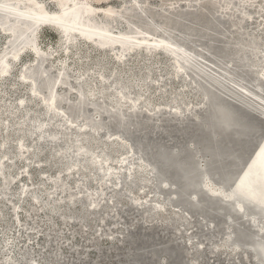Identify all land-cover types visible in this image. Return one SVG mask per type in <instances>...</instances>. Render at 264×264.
I'll return each instance as SVG.
<instances>
[{"label": "bare ground", "instance_id": "1", "mask_svg": "<svg viewBox=\"0 0 264 264\" xmlns=\"http://www.w3.org/2000/svg\"><path fill=\"white\" fill-rule=\"evenodd\" d=\"M95 1L97 4H94L91 0H0V10L11 12L14 14L13 16L27 20L25 21V27L30 24L27 29L23 30L20 28V25L24 22L21 19L19 22V19L15 20V18L7 17L6 24H3L0 19V28H7L5 31L8 30L10 34L6 37L8 42L11 39L8 49L11 52H15L13 54L7 51L0 52V93L5 91L4 86L13 76L12 70L15 63L10 62L8 56L12 55V58L19 57L20 54L16 49L20 44L33 45L30 47L34 49L33 52H36V54L44 52L39 49L40 47H37V43L25 42L29 29H32L30 32L34 30L38 32L42 27L51 28L59 36L60 41L63 40L64 42L65 40L67 43L73 39L78 42L82 36V38L88 39L90 42L82 39L80 41L97 49L101 54L100 58L92 59L82 49L78 48L76 51L71 50L77 59H73L75 61H73L72 65L67 64L65 61H60L59 65L55 66L52 63L53 59L46 65L44 60H40L39 55L34 56L31 52L27 53L31 54L34 66L24 67L20 77L25 81L32 82L27 84V87L33 93V96L37 97H31L28 100L25 98L19 99L20 102L17 107L13 106L12 103H3V99L0 98V131L2 130L0 146L4 152V155L0 158V195H10L11 187L15 182L14 179H16L9 174V170L14 168V163H10L7 166L4 162L10 154V141L13 136L18 137L17 148L20 151L17 156L22 157L27 153V151H23L26 147V138L36 133L38 144L30 146L33 149L30 156L37 158L43 154L45 148L42 146L46 140H49V142L54 144L49 155V161L63 164V168H66L67 171L76 170L73 173L81 177V182L77 183L76 188L82 185L84 188L89 189L86 185L91 180H96L93 173V170L96 169L97 171H105L106 173L103 177L106 178L107 182L114 183L118 187L117 192L112 197L114 206L121 204L122 197H129V193L132 194L135 188L148 189L147 184H151L153 188V190L151 189L152 194L155 196L161 194V189L165 192L167 190V195H163L159 201H155L157 204L155 207L148 206L146 203L137 205V208L143 211L144 219H148V215H150L149 219L152 218L156 221L163 222L168 220L167 226H192L193 221L186 214L184 215L182 212L177 211L175 214L165 212L167 211L165 210L167 206L175 205L179 206L181 211L190 209L199 216L200 219H197L199 223L207 227L214 237H217L216 232L218 230H221L219 234L224 233V238H221V241L213 243L215 246L211 247L212 253H216L214 251L222 248L225 251L223 250L221 253L226 254V256L231 252L239 255L243 254L246 257L250 256L254 260V264H261L252 248L259 242L258 229L262 230L264 228V221L257 228V225L252 223L251 218L253 217L249 218L241 213L238 215L230 213V208L226 205L225 200L214 198L201 189V186H207L212 193L222 192L224 195H228L234 185L242 184L243 180L251 173H254L255 178L263 182L264 185V136H262L264 125L259 122L260 120L257 121L252 117V114H257L264 122V108L251 103L250 100V102L239 101L241 104L239 107L223 97L215 89L217 87V90L221 91L218 88H223V85L211 74L200 72L199 67L191 59V55H189L190 49L187 47V45H191L189 44L191 42L190 37L197 36L201 39H206L205 29L216 30L215 28L218 25L211 18L210 12L217 8L234 10L236 6H233V0H177L178 5L181 1L185 3L183 8H190L188 13L187 11H181L178 7L162 8L166 9V14L151 10L153 12L147 14V18L151 23L138 20L136 17L139 12L137 10L147 13L146 7L143 8V5H149L147 0H133L131 5L128 4L129 0ZM113 1H121L119 8L109 6ZM237 1V4L241 5L244 10L247 9V7L243 6V0ZM49 2H51V6H55V10H50ZM133 4H137L140 8L132 6ZM126 5L131 6V8L122 10L126 8ZM243 9H237L242 14L240 18L249 22L251 15ZM88 13H91L92 20L86 18L89 15ZM236 13L237 11H234V14L230 15L235 17ZM185 20L192 22L194 25H191L192 23L187 24ZM8 23L19 24L20 40L14 41L15 35ZM126 23H130L129 26ZM146 23L150 26H156V29L154 28V31L147 29L148 25ZM53 24H57L66 31L71 29L80 35L71 34L69 36L66 32L52 28ZM227 24L230 27H237L234 30L233 37L224 34L229 37L230 43L234 42L233 44L236 46V58L234 57V60L239 64L237 68L241 72L252 68L261 69L258 72L259 76L256 78V86L259 91H263L264 55L262 54V57L260 54L264 50V42L261 37L255 35L256 33H248L249 31L245 30V25L236 19L230 18ZM131 25L134 26V29ZM31 26L33 28H30ZM117 28H121V30L116 32ZM175 31H178L181 35H174ZM216 32L220 33L219 31ZM95 37L100 39L107 38L110 42L99 44V40L94 39ZM123 40H126V45L122 44ZM67 43L66 50L69 49V51L71 46L76 45L75 43L68 46L70 44ZM25 47L24 49H26ZM143 49L145 52L142 51ZM203 50L215 56L223 53L227 54L226 50H223V52L218 51L215 45L211 43L203 47ZM69 51L63 56L69 58ZM109 52L116 53V60L118 61L115 68L110 66L107 57ZM128 53L136 61L143 58L142 54L145 57L141 64L137 65L134 63L127 68V62L130 60H124L129 57L126 55ZM161 54L171 57L174 61L169 67L175 69L173 73L170 72L169 68L165 67L166 65L164 66L165 63L163 64L159 60V55ZM21 60V58H18L16 63L18 64ZM49 69L57 70V72L53 70L57 75L55 78L46 76V71ZM190 69L197 75L203 76L202 74H204V76H207L206 82L208 84L194 79L195 77L189 79L192 82H183V79L186 80L183 77H190L188 73ZM238 69L234 72L236 75L230 73L232 78H229L232 82L236 78V80H243L237 75ZM38 75L42 76L43 79L41 83L38 82L36 84L35 76ZM156 75L161 76L162 79L156 80ZM170 75H173L174 81L181 83L183 90L180 92L174 90ZM260 77L262 80L259 79ZM72 78L75 79V86L71 85L73 82ZM154 82L161 83L156 92L153 90L155 94L152 91ZM193 82L197 84V87H192L195 89L194 91L189 89ZM57 87L61 88L63 92L57 90ZM72 89H75L77 94L75 102L71 104L65 98L64 93L70 92ZM43 90L48 94V98L43 96ZM38 96L44 97L43 100H40L42 104L44 103V105L41 104V111L34 104H31L33 102L35 104L38 103ZM186 98L187 100L192 98L197 101V105H201L203 110L202 114H199L192 106L191 101L188 102ZM155 99L164 101L165 103L162 105L165 108L171 107L170 109L175 111L169 113L179 120L180 123L177 125L179 128H177L181 131L184 139L188 138L189 142L186 145L185 143L176 144L173 149H170L159 141L149 140L148 136L152 132L151 128H149V123L141 119L143 112L150 119L158 122L161 121V117L164 114H167V110L159 109ZM57 102L60 104H57ZM63 103L67 104V111L59 107ZM87 105L94 108L93 115L87 113L85 109ZM125 110H130L131 112L127 114ZM59 112L67 113V118L59 119ZM148 112H151V114H148ZM196 113L203 117H198ZM4 115H8L11 120H3L2 117ZM187 117L197 118L195 125H187ZM17 118L19 120L14 121ZM104 118L108 121H105ZM78 120L80 123H78ZM56 122L62 123L58 129L55 128ZM72 126H76V128ZM155 126L154 129L156 130L160 124ZM114 130L116 133L109 140L102 139L103 132L106 134ZM162 130L167 135L172 132V129L168 127ZM219 134H222V136L220 137ZM26 142L28 141L26 140ZM254 145H256L255 151L247 162V156ZM119 154L127 155H124L126 157L119 161L123 166L126 163L130 166L132 165L131 167L127 165L125 183L121 181L122 173L117 172V175L110 170V168H114L109 161L114 162ZM135 156L141 160V162L138 160L140 164H136V168L133 165V161L137 160ZM245 161L247 162L246 164ZM105 165L106 167L109 166L108 169H106ZM89 167L93 169L88 172L83 171L84 169L88 170ZM80 171L84 174H80ZM69 177L63 178L58 173L57 177L55 176L51 180L53 189L57 192L62 190L60 191L61 193H69L68 187H66V181ZM60 183L61 186H56ZM83 189L78 191L79 195L83 194ZM103 192L101 188L96 191L97 198L90 205L91 208H93V205H97L96 208L99 207L98 204L104 199ZM32 193L33 198L37 202L44 191L35 190ZM20 194L23 196L29 195L26 191H21ZM70 198L74 200V203H68V206L64 209L58 208L57 204L47 198L44 199L45 202L41 204V207L48 209L51 213L60 212L64 218L82 222L86 221L88 216L101 212V210L97 212V210H94L96 208H93L92 212V209H81L79 213H75L72 210V205L76 203L81 205L82 198L75 200L74 194L70 195ZM83 198L90 200L87 195L83 196ZM21 200L23 201L22 196ZM38 206H40V202ZM119 213L120 211L117 210L116 214L119 215ZM2 214L1 211V218L3 219L4 216ZM231 215L236 218L235 221L231 220ZM221 217L224 218L223 221L220 220ZM237 220H242L243 222L240 224ZM192 237L194 238V236ZM192 237L190 236L189 240ZM142 246L144 247V245ZM198 252L201 253L200 250ZM162 253L167 256L168 248L162 249ZM181 256L183 257V255ZM26 257L27 253L25 252L22 258L19 261H15V263L21 264L20 261L25 260ZM161 264H165L164 259H161ZM180 264L191 263L181 262Z\"/></svg>", "mask_w": 264, "mask_h": 264}, {"label": "rangeland", "instance_id": "2", "mask_svg": "<svg viewBox=\"0 0 264 264\" xmlns=\"http://www.w3.org/2000/svg\"><path fill=\"white\" fill-rule=\"evenodd\" d=\"M91 1L94 4H97L95 0H91ZM132 1L133 0H129L128 4L131 5L133 3ZM147 1L149 5L148 4L143 5V8L146 7L145 9L147 10V13L142 12L141 10H137V12L138 11L139 12L137 13L136 16L138 20H144L147 23H151L150 20H148L147 18V14H151L153 12L151 10H156L165 14H166V9H170V7L171 8L178 7L180 8L181 11H187V13L190 10V8L188 7L183 8L185 3L181 1L179 2L178 5L177 0H147ZM237 2H238L237 0H233V4H234L233 6H236L234 10H227V9L224 10L223 8H219V9L217 8L216 10L210 12L211 18L215 21L218 27H216L215 28L216 30L214 31L210 29L208 30L205 29L204 34L207 36L206 39H201L200 37L197 36L190 37L191 42L189 44L191 45L189 46L187 45V47L190 49L189 55H191V59H193L196 66L199 67L200 72L203 71L207 74H211L212 76L216 77L219 80V82L223 85V88L221 87L218 88L221 91H218L217 87H215V89L218 93L223 95V97H225L227 100L233 102L239 107L241 106L239 101L250 100L251 103L255 105L257 104V106L259 107L261 106L260 108H264L262 107L264 106V89L263 91H259L256 86V78L259 76L258 72L261 69L252 68V69L243 70L241 72V70L237 68V65L239 64H237V62L234 60V57L236 58V50H235L236 46L233 44L234 43L233 41H231L233 43H230L229 37L226 36L228 35L233 37L234 30L237 29V27L235 28L230 27L229 24H227V21L230 18H232L243 23L246 27L245 30L247 32L249 31L248 33H253V34L256 33L255 35L261 37L262 41L264 42V6H262L264 5V0H251V2L250 0H243V6L247 7L246 10H244L243 7H241V5L237 4ZM50 4L51 2L48 3L50 10H55L54 9L55 6L54 5L51 6ZM120 5H121V1L120 2L113 1L109 6L114 8H119ZM191 5L193 4L191 3ZM132 6L134 7L136 6L138 9L140 8V6H138L137 4H133ZM165 7H166L165 10L162 9ZM129 8H131V6L126 5V8H123L122 10ZM237 9H243L248 14H250L251 15L250 21L247 22L246 20L241 19L240 17H242V14ZM234 11H237L235 17L230 15V14H234ZM185 22L187 24L192 23L187 20H185ZM126 24L127 26H129L130 23H126ZM191 25L194 24L192 23ZM132 27L134 29V26ZM146 28L149 30H153L154 28L156 29V26L148 25ZM5 29L7 28L4 27L0 28V52L7 51L8 53L13 54L15 52H11V50L8 49L11 39L9 40V42L6 39L7 35L10 34L9 31L8 30L5 31ZM120 30L121 28H117L116 32H119ZM215 31H219L220 33L218 32L215 33ZM175 34L181 35V33H179L178 31H175L174 35ZM80 40L81 39H79L78 42H75L76 45L71 46V49L69 51V49L66 50V45H65L66 41L65 40L64 42L63 40L60 41L59 36L55 33V31H53V29L48 27H42V29L40 28V31L38 30L37 32V47H40L39 49L45 52V53L42 52V54H44L45 56H51L49 57V60L46 63V65L52 59H53L52 63L55 66L56 65L58 66L59 65L58 63H60V61H65L67 64L72 65L74 63L73 61L77 59L76 56L74 57L71 50L76 51V49L78 48L82 49V51L86 53L88 56H90V58L92 59L100 58L101 54L97 49L91 47L90 45L84 44V42ZM208 43L214 44L215 47L218 49V51L223 52V50H226L227 54L225 55L223 53L222 55L225 56L222 55L215 56L213 54H210L208 51L203 50V47H206ZM25 46L26 45L20 44L16 49V51H18L19 54H21V52H24L21 56L22 60L18 64L17 63L14 64V69L12 70L13 76L9 81H7L6 85L4 86L5 91L3 93L2 92L0 93V98L3 99V103H9V104L12 103L13 106L15 107L19 105L20 102L19 99L21 98H25L26 100H28L31 97L32 98L37 97V96L36 97L33 96L31 94L32 92L29 91V88L27 87V84H30V81H25L23 78L20 77L21 71L23 70L24 67L28 68L31 67L32 65L34 66V64L32 63L33 58L31 54H27L29 52H33L34 49L30 47L33 45H29L26 47ZM24 47L26 49H24ZM67 51H69L70 53L69 58L63 56ZM142 51H144V49ZM146 53L148 52L146 51ZM155 53L160 54L159 52H155ZM262 54L264 55V50L260 54V56L263 57ZM126 55L129 57L126 58L124 61L126 60L131 61V62L130 61L127 62L128 63L126 65L127 68L132 66V64L134 63L137 65L141 64L145 57L144 54H142L143 58L141 57L142 59L136 61L135 58H131V55L129 53ZM11 56L12 55H9L8 58H10ZM107 57L109 59L111 68H115V66L117 67L116 62L118 60H116V53L109 52L107 54ZM159 60L163 64L165 63L164 66L166 65L165 67L167 68H169L171 66V63L174 62L171 57L165 54L159 55ZM237 69H238L237 75L240 76L243 80L240 79L236 80L237 79L236 78L235 81L232 82L229 78L231 77L230 73L236 75L234 72ZM53 70L57 72L56 69H49L46 71V76H48L49 78H55V76L57 75L55 72H53ZM169 70L171 73L175 71L173 67L169 68ZM197 71L199 70L197 69ZM251 71L252 73H250ZM188 73L190 74V77H183L186 80L181 78L183 79V82L187 83L190 81L189 80L190 78L195 77L194 79L200 80V82L202 81L208 84L206 82L208 77L204 76V74H202L203 76L197 75L191 69L188 70ZM241 74L242 75L244 74L243 75L244 77ZM39 75L35 76V78L39 83H41L43 78L42 76ZM155 79L159 80L162 78L161 76L156 75ZM170 79L172 80L171 82L173 85L172 87L174 88L175 91L178 90L180 92L181 90L184 89L182 88L180 82L174 81L173 75H170ZM259 79H261V77ZM74 80L75 79L72 78L73 81L71 83L72 86H75L76 84ZM160 86L161 83L154 82L152 91L154 90L156 92L158 90V87ZM194 86L197 87V84H195V82L191 84V87L189 89L194 91L195 89L192 88ZM57 90L63 92V90L59 87H57ZM154 91L153 93L155 94ZM42 94L46 98L49 97L48 94H46L45 90H43ZM64 94L66 96L65 98H67L71 104L75 102L76 94H77L75 89H72L70 92H65ZM43 96H38L39 97L38 103L36 104L34 102L31 103L32 105L34 104L35 107L40 111L42 104L40 100L44 99ZM187 101L188 102L191 101V104L195 108V110H197L199 114H202L203 110L201 109V105L200 106L197 105L198 103L197 101H195L192 98H190ZM155 103H157L156 105H158L160 110H167V114H164L161 117V121L158 122V121H154L153 119H150V117L143 112L141 119L149 123V128H151V132H152L148 136L149 140L155 142L159 141L165 147H169L170 149H173V147H175L176 144L185 143L186 145L189 141L188 138L184 139L181 131L178 129L179 127L177 125H179L180 123L179 120L175 119L174 116L170 115L169 113L175 111L170 109L171 107L165 108L162 105L165 102L160 99H155ZM37 104H39L40 106ZM42 105H44V103ZM88 105L85 107V109L87 110V113L89 115H93L94 108ZM59 107H62L61 109L64 111H67L68 108L67 104L64 103L62 104V106L59 105ZM130 112H131L130 110L126 111L127 114H129ZM198 113H196L198 117H203ZM148 114H151V112H148ZM58 115H59L58 116L59 119L61 118L63 120V118L64 119L67 118V113L64 114L59 112ZM252 117L257 121L260 120L259 122L263 123L264 125V122L262 121L259 115L252 114ZM2 119L5 120L10 118L8 117V115H4ZM18 120L19 119L17 118L14 121H18ZM195 120H197V118L194 119V117L193 118L187 117L186 118L187 125L190 126L195 125L196 122ZM105 121L108 120L105 119ZM78 123H80L79 120ZM61 124H62L61 122H56L55 128L57 129L60 128ZM156 124H160V126H157V129L155 130L154 128L156 127L155 126ZM72 127L76 128V126H72ZM166 127L172 129V132L169 135L164 133L162 130L165 129ZM115 133H116L115 130L111 133H106V134H104L103 132L101 137L102 139L104 138L103 140H109L111 136L115 135ZM1 134H2V130L0 131V135ZM219 136L221 137L222 134H219ZM262 136H264V128H263ZM1 140L2 139L0 137V141ZM26 140L28 142H26ZM26 140H25L26 147L25 149H23V151H27V153L22 157H18L17 155L18 152L20 151L17 148L18 137L13 136L9 144L10 154L6 158V160H4L7 166H9L10 163H14V168L12 170H9V174L12 178L15 177L16 179H14L15 182L11 187L10 195H5V194L0 195V264H17L15 263V261L17 260L19 261L25 252L27 253V257L25 260L20 261L21 264H155V263L161 264V259L165 260V264H178V263L180 264L181 262L184 263L189 262L191 264H254L255 263L250 256H248L249 257L248 258L243 254L239 255L231 252L228 254V256H226V254L221 253L223 250L225 251V249L222 248L214 251L216 253H212L211 247L215 246L213 243H216L219 240L221 241V238H224V233L219 234L221 230H218L216 232L217 237H214L213 233L209 231L207 227H204L199 223L198 221L200 219L199 216L190 209L189 210L185 209V211H181L179 209V206L175 205V206H167L165 209L167 211L165 212H169V214L171 213L175 214V212L177 211V212H182L184 215L186 214V216L188 218H191V220L193 221L192 226H186V227H180L178 225L177 227L167 226L166 223L168 222V220L163 222L156 221L153 220L152 218L149 219L151 217L150 215H148V219L147 218L144 219V216L142 215L143 211H140L137 208V205L146 203L148 204V206L155 207L157 205L155 201H159V199H161L163 195H167L166 194L167 190L165 192L161 189L160 191L161 194L155 196L154 194H152L153 188L151 184H147V186L149 187V188L147 187L148 189L141 190L139 188H135L132 191V194L129 193L130 195L129 197H125V198H123L124 196L122 197L120 201L121 204L119 203L118 206H114L112 197L117 192L118 187L115 186L114 183L107 182L106 178L103 177L104 174L106 173L105 171L102 170L97 171L96 169L93 170L95 177L94 179L96 180L94 181L91 180L86 185L87 188L89 189H86V187L84 188V186L82 185H80L79 188L78 187L76 188L77 183L81 182V177L76 173H73L76 170L67 171L66 168H63L64 167L63 164L61 163L56 164L55 162L52 163L49 161V155L51 150L53 149L54 144L49 142V140H46L42 146L43 148H45L44 153L39 155L37 158H33L32 156H30V153L33 152V149H31L30 146L36 143L38 144L36 133L32 136H28ZM255 148L256 145H254V147L251 149L250 153L248 154L246 159L247 162L252 156L253 152L255 151ZM3 155L4 152L0 146V158ZM124 155L126 154H119L117 155V158L115 159L114 162L113 161L112 162L109 161V162L110 164H113V168H114V169L110 168V170L115 174H117V172L122 173L121 181L125 183L127 167L130 165L126 163L123 166V164L119 162L121 159L127 156ZM135 158L137 160L133 161V165L136 168V164H140L141 160L138 159L137 156H135ZM138 160H140V162ZM246 161L245 164L247 163ZM108 167H106V169H108ZM90 169L93 168L89 167L88 170L84 169L83 171L88 172ZM58 173H60V175L63 178H67L68 176H70L66 181L67 182L66 187H68L69 193L67 192L61 193L60 191L62 190L57 192L55 189H53L51 185L52 182L51 180L54 179L55 176L57 177ZM80 174H84V173L80 171ZM56 186H61V183ZM99 188H101L104 191L103 192L104 199L101 200L100 203L98 204L99 207L96 208L97 205H93L92 207L96 208L94 210H97V212L100 210L101 212H98L96 215L88 216L87 220L83 222L80 220L64 218L62 216V213L60 212L51 213L48 209L41 207V204L45 202L44 199L47 198L49 201L57 204L56 206L58 208L60 207V209H64L68 206V203L71 202L74 203V200L70 198V195L74 194L75 200L82 198V201H81V205L80 203H76L75 205H72L73 206L72 210L75 213H79L81 209L83 210L92 209L91 210L92 212L93 208H91L90 205L94 203L95 199L97 198L96 191ZM81 189H83V194L79 195L78 191H80ZM35 190L44 191L43 195L41 196L43 200L40 198V200H37L36 202V200L32 196L33 194L32 191ZM21 191H26L29 195L23 196L22 194H20ZM86 195L89 196L90 200L83 198V196ZM21 196L23 198V201L22 200L20 201ZM38 201L40 202V206H38L39 203ZM117 210L120 211L119 215L116 214ZM1 211L3 213L2 215L4 216L3 219L1 218ZM220 220L223 221L224 218L221 217ZM237 221L240 224L243 222L242 220H237ZM190 236L191 237L194 236V238L192 237V239L189 240ZM141 244L144 245V247ZM166 248H168L167 256L162 253V249H166ZM199 250L201 251V253L198 252ZM181 255H183V257Z\"/></svg>", "mask_w": 264, "mask_h": 264}, {"label": "water", "instance_id": "3", "mask_svg": "<svg viewBox=\"0 0 264 264\" xmlns=\"http://www.w3.org/2000/svg\"><path fill=\"white\" fill-rule=\"evenodd\" d=\"M89 15L86 16V18H88L89 20H92V16L90 15L91 13H88ZM14 14L11 13V12H8V11H3V10H0V19L2 21L3 24H6L7 22V17H10V18H15L16 19H19V22H20V19L21 18H17L16 16H13ZM110 19V18H109ZM22 21H24L22 23V25H20V28L21 29H27V27L30 26H27L25 27V19H21ZM30 23V22H29ZM40 25H42L41 23H39ZM8 25L10 27H12V30L14 32V35H15V38H14V41L16 42L17 40H20V35H19V24L17 23L16 24H11V23H8ZM52 28H56V29H59L60 31L62 32H66L69 36L72 34V35H80L78 34L77 32H74L73 30L71 29H68V31L64 30L62 27L58 26L57 24H53V26H51ZM30 28H33L32 26ZM35 29V27H34ZM32 29H29L28 31V37L25 39V42H30L31 44H33L34 42L37 43V31H32L30 32ZM26 36V35H25ZM74 38V37H72ZM81 39L85 40V41H88L90 42L88 39H85V38H82L81 36ZM94 39H98L99 40V44H103V43H108L110 42L109 39L107 38H94ZM67 43V42H66ZM65 43V45H66ZM68 43L71 45L75 44V40H71V41H68ZM67 43V44H68ZM122 44L123 45H126L127 42L126 40H123L122 41ZM176 51V49H174ZM26 51V50H25ZM180 52V51H178ZM24 52H22L20 54L19 57L17 58H12V56L8 59L9 61L11 62H14L16 63L18 61V58H21L22 54ZM34 56H37L39 55V58L40 60H44L45 63L48 62L49 60V57L51 56H45L44 54H42L41 52H39V54H36V52H31ZM4 65V63H2ZM38 65V64H37ZM35 82L36 84L38 83V81L35 79ZM30 83H32L30 81ZM33 95V93H31ZM58 104V102H57ZM250 174V173H249ZM201 189L204 190L205 192H207L208 194H210L212 197L214 198H218V199H223L226 201V205L229 206L230 208V213H235V215H238V214H244V215H247L249 218H251L252 220V223L253 225H257V228H259V225L262 224V222L264 221V185H263V182L257 180L255 178V175L254 173H251L250 175H248V177H246V179L243 180V183L242 184H236L234 185V187L231 189V191L229 192L228 195H224L222 192L220 193H215L212 191L209 190V188L206 186H201ZM253 215V216H252ZM235 217L233 215H231V220L235 221ZM259 230V242H257L253 248H252V251L255 252L256 254V258L258 260H260V263L261 264H264V228L261 230L260 228L258 229ZM260 234H262L260 236Z\"/></svg>", "mask_w": 264, "mask_h": 264}]
</instances>
